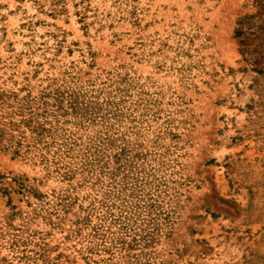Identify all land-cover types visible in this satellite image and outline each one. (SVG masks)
Listing matches in <instances>:
<instances>
[{
  "label": "rangeland",
  "instance_id": "rangeland-1",
  "mask_svg": "<svg viewBox=\"0 0 264 264\" xmlns=\"http://www.w3.org/2000/svg\"><path fill=\"white\" fill-rule=\"evenodd\" d=\"M0 264H264V0H0Z\"/></svg>",
  "mask_w": 264,
  "mask_h": 264
}]
</instances>
